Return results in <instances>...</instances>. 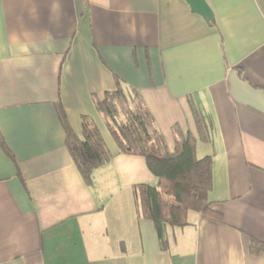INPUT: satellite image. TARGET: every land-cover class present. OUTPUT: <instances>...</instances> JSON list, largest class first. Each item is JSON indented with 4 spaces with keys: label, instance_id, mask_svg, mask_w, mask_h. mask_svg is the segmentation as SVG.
<instances>
[{
    "label": "crops",
    "instance_id": "obj_1",
    "mask_svg": "<svg viewBox=\"0 0 264 264\" xmlns=\"http://www.w3.org/2000/svg\"><path fill=\"white\" fill-rule=\"evenodd\" d=\"M206 1L212 25L185 0H0V133L17 163L0 147V264H264L250 253L264 244V0ZM116 78L141 92L171 153L177 127L198 157L192 104L203 113L222 220L191 211L162 243L134 189L158 179L119 154L94 104ZM58 101L80 138L91 117L114 156L92 185Z\"/></svg>",
    "mask_w": 264,
    "mask_h": 264
},
{
    "label": "trees",
    "instance_id": "obj_2",
    "mask_svg": "<svg viewBox=\"0 0 264 264\" xmlns=\"http://www.w3.org/2000/svg\"><path fill=\"white\" fill-rule=\"evenodd\" d=\"M93 100L119 154L143 158L158 179L155 186L138 184L134 189L142 216L154 223L162 243L165 227L187 226L191 211L222 220L221 215L212 211L209 200L213 189V156L197 157L198 140L192 133L183 134L176 127V150L169 152L141 92L126 86L119 78H116L114 91L106 92L103 99L94 95ZM55 108L66 135V148L86 184L92 185L94 171L110 163L114 156L91 117L82 118L83 134L80 138L71 127L62 102L58 101ZM192 111L199 140L209 143L210 130L205 116L193 104ZM0 147L17 164L1 133ZM17 169L20 175L18 165ZM250 253H264V244L252 240Z\"/></svg>",
    "mask_w": 264,
    "mask_h": 264
},
{
    "label": "water",
    "instance_id": "obj_3",
    "mask_svg": "<svg viewBox=\"0 0 264 264\" xmlns=\"http://www.w3.org/2000/svg\"><path fill=\"white\" fill-rule=\"evenodd\" d=\"M194 13L201 15L209 25L214 24V13L206 0H185Z\"/></svg>",
    "mask_w": 264,
    "mask_h": 264
},
{
    "label": "rangeland",
    "instance_id": "obj_4",
    "mask_svg": "<svg viewBox=\"0 0 264 264\" xmlns=\"http://www.w3.org/2000/svg\"><path fill=\"white\" fill-rule=\"evenodd\" d=\"M211 151H212V145L200 143L198 149V157L199 158L205 157L206 155L211 154Z\"/></svg>",
    "mask_w": 264,
    "mask_h": 264
}]
</instances>
